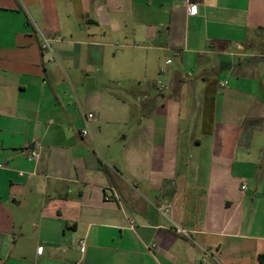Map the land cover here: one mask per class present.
<instances>
[{
    "label": "crops",
    "instance_id": "1",
    "mask_svg": "<svg viewBox=\"0 0 264 264\" xmlns=\"http://www.w3.org/2000/svg\"><path fill=\"white\" fill-rule=\"evenodd\" d=\"M197 3L0 0V264H264V0Z\"/></svg>",
    "mask_w": 264,
    "mask_h": 264
},
{
    "label": "built area",
    "instance_id": "2",
    "mask_svg": "<svg viewBox=\"0 0 264 264\" xmlns=\"http://www.w3.org/2000/svg\"><path fill=\"white\" fill-rule=\"evenodd\" d=\"M197 1L198 0H186L187 12L190 15H196L197 14V10H198ZM39 51H40L41 56L45 57L47 62L51 63V62L56 61L55 50H54V46L52 44V40L43 36L42 34H39ZM159 74L160 75L165 74V69H160ZM158 85L160 88H163V85L161 83L158 82ZM220 85L223 86L222 83ZM92 117H93L92 114H87V116H86L85 128L80 132V136L82 138H85L89 135V127L87 124V119H91ZM40 148H41V146H40L38 141H32L31 143H29L25 146L24 153L28 156L29 159H35L39 156ZM242 187L244 188V186H242ZM158 210L162 214H164L166 212L164 207H159ZM130 225L133 226L132 221L130 222ZM172 231L176 234L187 236V232L184 231L183 229L179 228L176 225L173 226ZM78 244L80 246V251L83 252L84 242L79 241ZM154 246L155 245H153V247ZM75 264H77V263H75Z\"/></svg>",
    "mask_w": 264,
    "mask_h": 264
},
{
    "label": "rangeland",
    "instance_id": "3",
    "mask_svg": "<svg viewBox=\"0 0 264 264\" xmlns=\"http://www.w3.org/2000/svg\"><path fill=\"white\" fill-rule=\"evenodd\" d=\"M117 42H114L113 43V45L111 46L112 48H111V51H113V52H117L118 51V48H116V46H117ZM169 63V60H168V57H163V59H162V61H160L159 63H158V65L160 64L161 66H165L166 64H168ZM159 65V66H160ZM145 72V77H146V79L149 81H151V84H149L148 82L146 83V87H147V90L149 89V91L151 92V97L153 96L154 98H156V95H157V89L155 88V81L156 80H158V82L159 83H161V84H163L164 85V76L163 75H159L158 76V74H156V70H155V68L153 67V68H148L146 71H144ZM164 78V79H163ZM158 82H157V84H158ZM144 100V99H143ZM143 100H141L142 101V103H143ZM144 102H146V100L144 101ZM103 126H106L105 127V130L108 132V133H113L114 131H115V127H110V126H108V125H116L115 123H103L102 124ZM126 130V129H125ZM127 132L128 131H123L121 134L123 135V134H127ZM119 135V137H117V143H118V147H120L119 145H121L122 144V141H121V139H120V136H122V135Z\"/></svg>",
    "mask_w": 264,
    "mask_h": 264
}]
</instances>
